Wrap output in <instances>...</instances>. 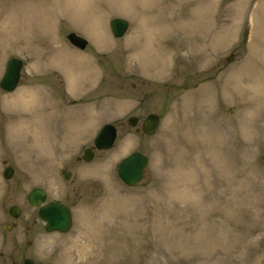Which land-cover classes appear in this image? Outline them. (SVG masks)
Returning a JSON list of instances; mask_svg holds the SVG:
<instances>
[{
    "label": "rangeland",
    "instance_id": "obj_1",
    "mask_svg": "<svg viewBox=\"0 0 264 264\" xmlns=\"http://www.w3.org/2000/svg\"><path fill=\"white\" fill-rule=\"evenodd\" d=\"M146 5L0 0V79L23 61L16 89L0 88V264H264V0ZM114 17L130 22L120 38ZM150 113L152 135L137 130ZM107 122L114 147L76 162ZM134 151L149 163L128 186L117 169ZM34 186L71 207L68 232L7 217Z\"/></svg>",
    "mask_w": 264,
    "mask_h": 264
},
{
    "label": "water",
    "instance_id": "obj_2",
    "mask_svg": "<svg viewBox=\"0 0 264 264\" xmlns=\"http://www.w3.org/2000/svg\"><path fill=\"white\" fill-rule=\"evenodd\" d=\"M111 30L115 37H121L125 34L129 27L128 20L117 17L112 19ZM70 42L84 49L88 44L87 39L83 36L72 32L68 35ZM233 59V55L228 57L227 60ZM23 67V61L17 57H11L5 69L3 76L0 79V87L5 91H13L20 79L21 70ZM137 118H130V123L135 125ZM160 122V117L157 114L151 113L146 118L143 124V130L145 133L151 135L155 133ZM117 129L113 124H106L95 139V147L100 150L110 149L116 139ZM93 152L90 150L86 151L85 159L91 160ZM148 163V157L140 152H133L126 158H124L118 166V174L122 181L127 185H134L141 181L144 170ZM13 169H6L5 175L7 178L11 177ZM66 173V178H69L70 173ZM46 194L42 189L34 190L30 195V200L35 205H41L45 200ZM17 207H13V211H17ZM40 216L47 221L46 229L48 231H61L67 232L72 227V212L68 206L57 201L47 203L40 208ZM24 264H34L30 259H26Z\"/></svg>",
    "mask_w": 264,
    "mask_h": 264
},
{
    "label": "flooded vegetation",
    "instance_id": "obj_3",
    "mask_svg": "<svg viewBox=\"0 0 264 264\" xmlns=\"http://www.w3.org/2000/svg\"><path fill=\"white\" fill-rule=\"evenodd\" d=\"M145 120V119H144ZM143 120V121H144ZM143 123V122H142ZM87 147H92L93 149H94V147H93V143L92 144H89L88 146H86L82 151H81V153H80V155L78 154V155H76V157H75V159L74 160H76V162L77 161H85V150H86V148ZM97 150H95V152H96ZM4 163H5V161H4ZM8 168H11V169H13V173H12V175H11V177H9V178H7L6 177V175H5V172H6V169H8ZM64 169H67V168H63L62 169V174H63V176H64V178L66 179V180H69L70 178H71V176H72V171L71 170H68L67 169V172H69L70 173V176H69V178H66V173H64L63 172V170ZM14 172H15V169L13 168V167H11V166H7L4 170H3V175H4V177L6 178V179H10V178H12V176L14 175ZM18 189V188H17ZM36 189H42L43 191H45V194H46V197H45V200H44V202L40 205V206H37V205H35V204H33L32 202H31V200H30V195H31V193L34 191V190H36ZM22 192L24 193L23 195L25 196V193H26V190H22ZM51 201H57V202H61V203H63V204H65V205H67V206H69L65 201H61V200H58V199H49V190H48V188L46 187H41V186H34V187H32L30 190H29V192L27 193V195H26V197H25V199H24V206H21V205H19V204H17V203H15V204H13L11 207H9V209H8V213H7V217H11V218H13V221H16V220H18V221H20V220H23V219H25V218H27V219H29V221L31 220L32 222H33V224H34V226H38V225H43L44 227V229H45V225H46V222L41 218V216H40V208H41V206H43L44 205V203H49V202H51ZM13 207H17L18 208V210L17 211H13ZM35 207V209H32V208H34ZM70 207V206H69ZM27 208H30L31 210L30 211H27ZM70 209H71V207H70ZM42 222V223H39V222ZM7 222V221H6ZM39 227V226H38ZM13 228H15V224L13 223H6V229H13ZM26 230H27V232H29L31 229H32V224L31 223H29V224H27L26 225ZM24 229V228H23ZM22 229V230H23ZM46 230V229H45ZM47 231V230H46ZM15 241H17V240H15ZM20 241H26L25 243H26V245H31V243H32V241L30 240V239H27V240H24V239H20ZM16 245H17V243H15L14 244V246L16 247ZM26 259H30V260H32L33 262H34V264H38L37 263V261H36V259L35 258H32V257H29V256H23L22 257V261L20 262V264H24V262H25V260ZM13 264H18V263H16L15 262V260H13Z\"/></svg>",
    "mask_w": 264,
    "mask_h": 264
},
{
    "label": "bare ground",
    "instance_id": "obj_4",
    "mask_svg": "<svg viewBox=\"0 0 264 264\" xmlns=\"http://www.w3.org/2000/svg\"><path fill=\"white\" fill-rule=\"evenodd\" d=\"M143 2H145L147 5H146V7H148V8H150V6H152L153 4H155V3H157V1L158 0H142ZM202 8V13H203V7H201ZM200 8V9H201ZM204 11H206V8H204ZM197 16H202L203 17V14H199V15H197ZM145 27H147L146 25H145ZM186 29L189 31V30H198V29H204V27H202L201 25L200 26H195V25H192V27L190 28L189 27V25H188V23H186ZM148 42V41H147ZM136 40H134L133 42H132V45L134 46H136ZM260 77V76H259ZM261 80H263V79H261ZM264 81V80H263ZM116 201H118V200H114V199H112V200H107V204H111V203H114V202H116Z\"/></svg>",
    "mask_w": 264,
    "mask_h": 264
}]
</instances>
